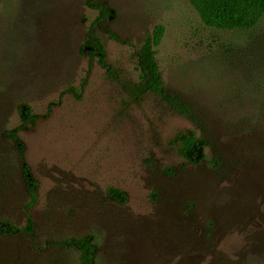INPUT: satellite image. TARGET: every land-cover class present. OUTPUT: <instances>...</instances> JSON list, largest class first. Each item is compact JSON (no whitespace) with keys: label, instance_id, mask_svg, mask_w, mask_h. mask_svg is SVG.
<instances>
[{"label":"rangeland","instance_id":"rangeland-1","mask_svg":"<svg viewBox=\"0 0 264 264\" xmlns=\"http://www.w3.org/2000/svg\"><path fill=\"white\" fill-rule=\"evenodd\" d=\"M89 0L0 5V264H81L62 246L91 238L94 264H264V20L254 30L207 27L189 0H95L114 11L95 26L109 69L85 45L99 13ZM154 46L180 115L144 88L140 53ZM86 51L84 54L83 52ZM18 132L38 183L30 203ZM204 143L195 160L183 136ZM110 189L122 191L117 202Z\"/></svg>","mask_w":264,"mask_h":264},{"label":"trees","instance_id":"trees-1","mask_svg":"<svg viewBox=\"0 0 264 264\" xmlns=\"http://www.w3.org/2000/svg\"><path fill=\"white\" fill-rule=\"evenodd\" d=\"M93 1L95 0H89L87 5L89 8L98 11L99 16L95 24L92 25L89 30L85 45L89 47V58L91 62L97 59L103 68L109 69L106 47L99 39L94 37V29L97 24L113 19L114 11L106 4H92ZM2 2H4V0H0V5ZM189 2L198 12L202 22L207 27L221 31L237 32L254 30L264 20V0H189ZM164 34V27L157 28L154 35L147 39L140 53L139 69L141 71L142 85L145 89L168 102L180 115L190 118L191 110L183 106L177 99L169 97L164 89L162 74L157 64L156 53L154 51V46L160 44ZM83 53L85 54L86 51ZM19 112L22 122L21 127L16 130L7 131L4 137L13 142L19 151L22 175L26 183L29 198L31 199L26 207L28 211L38 203V183L34 179L31 168L26 160L25 144L20 139L18 132L25 130L35 118L29 106L21 105L19 107ZM182 141L184 145L180 152L181 155L189 162L198 163L199 161L195 160L194 152L196 149L202 150L204 143L194 135L183 136ZM109 194L117 202H127V196L120 190L110 189ZM23 234H35V223L30 215H28L25 228H20L8 222H0L1 236L18 237ZM59 245L72 247L78 250L81 253V264H94L96 247L92 243L91 238Z\"/></svg>","mask_w":264,"mask_h":264}]
</instances>
